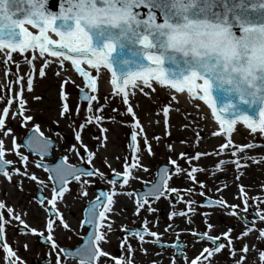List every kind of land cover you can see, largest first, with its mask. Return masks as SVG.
<instances>
[{"label":"rangeland","instance_id":"374dc122","mask_svg":"<svg viewBox=\"0 0 264 264\" xmlns=\"http://www.w3.org/2000/svg\"><path fill=\"white\" fill-rule=\"evenodd\" d=\"M25 56L31 58L32 53ZM12 57V61H9L7 65L8 75L6 76L4 58L0 56V80L2 81L0 83V96H4V99L0 100V110L7 106L6 93H8V83H11L13 86L11 94L14 97L21 85H25V90L23 91V96L27 98V104L25 105L27 111L25 112V115H32L33 121L26 123L22 122L21 117L17 113L14 117H10V120L6 124L7 128L12 129V133L7 137L0 134V138L5 140L8 148H11L13 137H15L16 142L19 144L21 140L25 139L29 133L33 131V126L38 124L40 125V130L43 132L44 137L55 142L57 147L53 149L52 158L50 159H41L39 156H34L24 147L17 149L29 157L30 163L27 165L28 169L30 173H34L36 175L37 179L32 181L27 177L23 178L21 188L17 186L21 179L18 174H13L12 181L7 180L4 176H0V186L3 191V196L0 194V200L4 201L7 206L14 208L16 212H23L25 209L28 214L24 215L22 219H24L31 227L45 228V219L48 218L46 217L45 210H47L49 206L47 205V200L52 197L50 191H52L51 188L53 187V183L51 182L49 175L40 167L38 168L36 164H53L58 159H64V161L71 166L87 164L89 169H94L97 173L95 177L87 178L90 181L87 185H81L77 181L71 182L66 186L70 190V194L66 192L62 199L58 198L59 202L66 199L69 203L72 202L77 206L75 209L71 207L70 210H68L69 213L61 212L62 217L69 224V229H64L62 226L55 227L54 225L55 231L53 238L59 245V248L53 249L51 244L43 246L39 243L38 239L40 237L47 238L46 232L43 236H41L38 233H31L27 229V231H23L25 228L15 220H13L11 224L5 225L6 243L16 252L23 264L46 263V259H49L46 264H57L58 258L59 264H80L78 260L67 258L61 249L73 251L80 245L81 239L84 235V229L82 227L83 218L81 214L84 206L86 204H92V202L96 200V197L98 196L96 194V190L102 189L105 192H111L114 186L109 184L108 178H105L104 176L108 175L111 179L113 177H117L113 172V169L116 172L123 174L125 172L126 164L137 166L129 168L132 176L128 178L129 183L127 185H123L121 188V180H119L120 183L115 185L118 192L123 191L125 194H122V196H120L121 194L115 195V203L113 205V208L116 211V208L118 207L116 200L121 197L124 209V219L115 218L113 212L108 214L112 221H114L112 231H110L115 235L112 236L113 241H116V243H113V249L122 248V257L128 256V253L125 250V242L121 241L122 233L124 230L134 229L137 231H143L145 228V219L149 221L147 228L150 231H156L159 234L163 233L162 236H173L172 241L176 239L175 236L183 235L187 241L181 242L188 244L189 248L192 250L193 248L197 249L204 247V245L198 242V239L195 238L194 235L196 233H204L203 230L207 229L205 232L208 234V231L210 230L208 225L215 227L216 233L221 230V224L218 220L221 209L209 208L207 206L208 199H222L226 202L223 207L231 208L232 205H236L238 206L236 207L238 210L245 207L244 201H247L248 206H251L252 209H256L257 206L259 207V204L255 203L258 201L257 199L264 201V170L261 171V167L264 166L263 155L248 157L246 161H239V166H245L243 169L238 168L236 163H228L221 166L219 162L222 160L215 161L209 165V163L203 162V159L186 160L180 157L179 154L182 152L187 153L190 156H194L197 152H206L207 150L203 148L204 146H201L204 144V140H206V138H204L203 133L201 132L202 130H190L188 128L176 129L171 119H167L166 123L162 111L163 106H165L163 97L158 100L153 94L146 96V98H151L156 101V107L153 110H150L151 114L149 117L148 113L144 111L141 112L142 109L138 108L137 104H135L137 108H135L132 104L129 105L131 93H133L136 99H142V96L138 94L140 89L144 88L145 91L152 90L151 88H148L147 85H144L142 81H137L138 87L129 86L132 89L128 90L129 97L127 105L123 103V94L118 95L116 91L112 94L104 93L102 89L97 86V93L95 94L98 99L93 103H98L100 105V110L96 114L103 116L105 120L102 124L93 121L95 126L89 124L83 130H80L77 126L83 123L86 116L90 114L87 111L86 102L81 100L79 90L80 87L75 82L69 80L66 84H64L63 89L67 96V100L62 101L58 95L61 80L53 74L57 69L63 73V71H66L70 67V63L67 61L64 62L62 68H60L59 65L52 63L45 68L47 74L46 78L53 75V77L57 80L55 81V85H47L44 87L45 92L41 94L39 93L42 92L40 87L42 86V83L47 84L45 81L46 78H36L35 71L33 70L34 87L31 91L27 90L26 79L29 66L25 63L19 53H16V55L12 53ZM42 59L43 58L39 61H33V65L36 69L42 66ZM17 62L20 64L19 69H17L16 66ZM17 71L20 76L25 78L24 80H21L20 83L16 82V77L13 75V73H16ZM93 75H96V73ZM98 77H100V75L96 76V78ZM51 94H54L53 97L56 104L55 107L52 106L53 98L50 96ZM34 96H40L42 98L37 101L33 98ZM167 98L169 99L168 96ZM64 102H68L71 110L74 112L78 110V115H73L69 118L60 117L58 112L61 104ZM129 106L133 107V113H127L126 109ZM17 107V102L14 99L13 104L10 107V111H13ZM136 109H139V111ZM137 119L140 124L134 127ZM56 121H59V123ZM70 121H73L74 123H70ZM179 123L180 122H177V126ZM101 127L108 130L104 133V135L107 136V141L106 147L103 148L100 147L97 141V137L102 134L99 131ZM141 129L143 131H141ZM77 130L81 131V141H77L75 139L74 132ZM174 131H178L180 135H176V132ZM133 132L137 133V141L135 142V150L133 151L134 157L130 160L131 152L129 147L131 140L129 141V136ZM187 133L192 137L187 138ZM210 133L213 136V133L220 134L221 132L210 131ZM144 137L147 138L148 143L151 145L153 151V154L151 155L144 147ZM156 137H159V140L155 139ZM224 138L226 141L229 140L228 136ZM224 138H222V140ZM250 141H252L250 145L262 144L264 146V138L262 137L257 136L256 139L253 138ZM221 143H224V141H221L220 145ZM169 144L172 145L171 150L168 148ZM82 145H87L88 149L95 153V155L91 158V164H93V166L87 162L88 153ZM232 146L233 144L230 145V147ZM109 149L111 152L113 151L111 154L112 158L104 156L105 150ZM15 151L16 150L7 153L6 158L16 162L14 166L23 170L24 166L19 163V158L15 155ZM78 151L82 155H77ZM177 151H180V153H176ZM98 155L100 156L99 161L97 159ZM109 155L110 154L107 156ZM202 157H209V154ZM105 160H107V164L105 163ZM170 160H175L177 163L172 165ZM230 160H234V158L230 156ZM139 164H142L144 167H139ZM161 164H166V166L170 167L168 176H170V178L172 177V179L170 182L168 181V185L170 188L177 189V192H167L163 198L151 199L150 204L154 211L148 212L141 209L139 214H137L136 204L138 201L137 195L139 193H136L144 190L142 185L149 186L150 184H154L156 182L158 166L160 167ZM108 165H110V167ZM144 168H147V171H145ZM176 168L185 169L186 171L178 174L175 171ZM192 168L197 169V172L193 173L194 179H188L187 171ZM250 168L259 172H257V174L254 173L246 176V170ZM99 173L104 174L103 178L99 175ZM215 173L226 175V179L223 183H228L229 186L232 185L230 186V192H227V196L229 197L226 195L225 197L221 196L223 188L219 186L220 178H216L214 181H211V178ZM233 173L236 174L235 177L232 176ZM217 175L219 176V174ZM140 179L146 180L147 183L142 184L139 181ZM230 180H234V182L229 183ZM247 180H249L248 182H251L252 185L246 186L245 183H247ZM201 182L204 185L203 188H201ZM136 187L139 190L137 192L132 191L133 189H136ZM37 188H41L45 192L46 202L45 206L43 205L44 207L40 205L37 206V203L35 204V192ZM228 188V186L224 187L225 190H228ZM241 188H243V192H240ZM82 190L87 191V196L80 195ZM127 192H131L132 195H127ZM189 192H191V195L188 194ZM201 192H203L204 195H201ZM177 199H179V201ZM190 200L194 201L191 205L187 203ZM64 205L65 204H61L63 208ZM260 207L264 210L262 205H260ZM189 208L194 209L195 211H187ZM173 212L186 214L173 216ZM4 215L5 219H8L6 211ZM175 220H179V222L177 223ZM56 223H59V221L57 220ZM175 224H178L180 227L185 229L176 230L174 232L170 231L169 228L173 227ZM232 225L236 228L233 233L235 236L240 235L246 230L244 227L239 225L238 220H234ZM257 227L258 225L255 224V228ZM108 233L107 238H109ZM167 240L171 239L168 238ZM127 243L131 244L134 249L132 253V260L134 261V264H151L153 261L165 259L164 255L159 257L157 256L158 254L153 251H147L146 253L142 252L140 249V241L137 237H127ZM25 244H27V248H25ZM144 244H146V242L143 243V245ZM143 248L145 249V247ZM252 248H254V246ZM106 252L110 254L109 250ZM115 259L110 254L108 257H103L100 264H115ZM7 261L8 258L5 251L3 247H0V264H8Z\"/></svg>","mask_w":264,"mask_h":264},{"label":"snow or ice","instance_id":"6c2138e0","mask_svg":"<svg viewBox=\"0 0 264 264\" xmlns=\"http://www.w3.org/2000/svg\"><path fill=\"white\" fill-rule=\"evenodd\" d=\"M24 2V0H0V56L4 58L5 75H8L7 65L9 61H12V53H19L24 59L25 63L29 66V70L27 72L26 79V88L31 91L34 87L33 81V70L35 71L36 78H46L45 68L50 64L55 63L63 67L64 61H71V65L74 68L75 72L79 74L83 78L84 83L87 85V92L84 88H80V92L83 94V99L86 102V108L89 115L86 116V119L83 123H81L78 129L83 130L87 125L92 124L95 126L93 121L103 123L105 118L101 115H97L96 113L100 110V105L98 103L94 104V101H97V78L99 75L101 68H106L111 71L112 74V85L114 86L116 93L123 94V103L128 104L129 91L126 90L127 86L131 85L133 87H138L137 81H142L144 85H147L148 88L152 87L151 81L158 82L159 85L167 86L176 93H185L187 92L190 96L197 98L204 102L212 112V115L215 117V120L219 123L220 131L225 135H229L233 132V128L236 125L237 121H243L248 128L251 129L253 133L257 132V129L261 133H264V111L259 112L258 118H252L248 115H238L235 118H226L225 112L228 109H218L217 103L214 99L212 93V84L211 81L198 73H192L190 75H185L184 77H171L164 72L157 70L156 68V60L152 56H148L146 59L149 62V65L146 67H142L141 70L132 71L126 77H119L113 71V66L108 60L105 58L104 53L97 54L92 51H88L86 45L83 42L82 31L80 30L79 23L77 22V31L70 32L66 36L64 32L59 31L54 26L53 19H40L35 15H29L28 13L19 11V5ZM33 2L39 4L41 0H33ZM77 0H62L61 7L67 6L71 7ZM103 2V0H101ZM124 2V0H121ZM143 3V0H141ZM7 6V7H6ZM8 12V16L6 17L5 13ZM53 16L55 14L51 13ZM154 15V14H153ZM26 25H30L33 29H37V32L30 31ZM49 33H54L58 39H53ZM7 50V51H5ZM32 53L31 58L24 56L25 53ZM42 59V66L38 69L33 65V61H39ZM50 58H57L55 61ZM81 65H87L91 69L96 71V75H93L92 72L87 70L85 67ZM17 69L20 68L19 62L16 63ZM58 79L61 80L60 89L58 91V95L62 101L67 100V96L64 92V84L68 81L63 79L61 75V71L57 69L53 73ZM16 77V82L20 83L21 80L25 78L19 75V72L13 73ZM8 93L7 95V106H5L2 110H0V134L2 136L7 137L12 133L11 128L6 127V119L10 117H14L17 113L22 119V122H30L33 121L32 115H25L27 109L25 105L27 104V98L23 96V91L25 90V85H21L20 89L16 92L15 97L12 93V84L8 83ZM144 89H141L143 91ZM35 100L39 101L42 97L34 96ZM4 96H0V100H3ZM16 100L18 107L13 111H10V107L13 104V100ZM171 99L175 100L176 97L173 96ZM167 102H165V106H163L162 111L165 118V122L167 123L168 115H169V107L166 106ZM198 107V105H197ZM115 111V110H114ZM127 113H133V107L129 106L126 109ZM58 115L62 118H69L73 115H78V110L73 111L70 108V104L68 102H64L61 104ZM111 119V118H108ZM59 123V121H56ZM70 123H74L70 121ZM140 124L139 120H136L134 125L138 126ZM99 131L102 133L99 137H97V141L100 147H106L107 136L104 135L108 130L106 128L101 127ZM141 131H143L141 129ZM39 134L38 136L36 134ZM75 139L77 141L82 140L81 131L77 130L74 132ZM216 135V133H213ZM155 139L159 140V137ZM131 141L133 142V147H135V142L137 141V133L133 132L131 134ZM144 147L148 150L149 154H153L151 145L148 143L147 138L144 137ZM52 141L46 137H44L43 132L40 130V125L36 124L33 126V135L29 136L27 141L25 142L26 146L34 151L37 154H44L48 151ZM232 145V141L228 140L227 144L219 145L220 149H224L228 146ZM85 151L88 153L87 162L92 163V157L95 155L91 150L88 149L87 145H82ZM242 147H254V145H245V146H237V148ZM20 148V145L16 142L15 137L12 139V147L8 148L6 146L5 140L0 138V175L4 176L7 180L12 181L13 174H18L21 178L18 185L22 188L23 178L27 177L28 179L35 181L37 179L34 173H30L28 169L29 157L24 155L22 152L17 149ZM169 150L172 149V145H168ZM15 151V155L19 158V163L23 165V170L19 167H15V163L11 159H7V153ZM208 152H197L194 156H190L187 153H180V157L191 160V159H199L202 156L208 155ZM219 155V153H216ZM232 156H236V152L233 151ZM77 155H82L79 151ZM66 160V158H65ZM107 164V160H105ZM172 165H175L177 162L175 160H170ZM221 166L226 163H236L237 167H239V159L235 161H220ZM36 166L45 167L41 163H37ZM110 167V165H108ZM137 165H125V172L123 174L116 172L113 169V172L117 177L122 178V185H127L129 183V177L132 176V173L129 171L130 167H136ZM143 168L142 164L138 165ZM147 171V168H144ZM98 171V170H97ZM170 169L165 168L163 175H161L157 182L154 183L148 192L144 194L143 197H140L136 204V212L139 214L140 210L143 209L148 212L154 211L151 207L150 200L151 199H159L161 196H165L167 192L176 193L177 189L170 188L168 185V173ZM175 171L179 174L185 172V169L176 168ZM53 175L50 176V179L53 181L52 187V197L47 200V205H49V213L51 214L45 224V228L38 230L35 227H31L26 223L24 219H22L21 214L17 213L16 210L12 207L6 205V203L0 200V241H3L5 234V225L11 224L13 220L18 221L20 225H22L25 229L29 230L33 234H39L43 236L45 232L47 233V240L51 242V247L53 249L59 248V245L53 238V234L55 231V227L62 226L64 229H69V224L62 217V214L57 210V201L58 198H63L65 193L70 194V190L66 187L70 181L74 180L79 182L81 185H87L90 183L88 179H81V177H92L95 173L92 171H87L78 166H68L67 164L57 165L54 169H52ZM197 172V169L192 168L187 171V178L194 179L193 173ZM99 175L103 178L104 174L99 173ZM120 183L118 180H109V184L113 185V189L111 192H102L97 197L94 203L90 205L87 209V219L84 223L91 224L96 228V231L89 237V243L81 248L78 252L75 253L76 256L79 257L80 264H98L100 257H108L110 254L103 250L101 247L102 243L107 242V233L112 231L113 223L111 217L108 215L115 211L113 205L115 203L114 196L119 194H125L123 191H117L115 185ZM204 185L201 182V188ZM240 192H243V188L240 189ZM127 195L131 196V192H127ZM191 195V192L188 193ZM204 195L203 192L200 193ZM81 196H87V191L82 190L80 192ZM194 201H188L187 203L191 205ZM43 203V202H42ZM209 204L223 206L226 202L224 200H211L208 201ZM245 209L247 211L248 202L244 201ZM147 206V207H146ZM232 208H236L238 206L232 205ZM5 211L8 214V219H5ZM187 211L194 212V209L189 208ZM178 214H186V213H176L173 212L172 215ZM235 214V213H234ZM256 219L259 221H264V210H261L258 206L255 212ZM171 218V217H170ZM59 223H56V221ZM149 221L145 219L144 224L145 228L143 231H134L131 233L134 237H137L140 241L141 251L146 253L147 249L143 248V243H145V236H150L153 238H157L154 242L160 244L159 236L162 234L157 233L156 231H150L147 228V224ZM123 227V226H122ZM209 228L212 225H208ZM232 229H228L222 233L224 237V241L217 243L220 240L219 236H210L207 232L204 233H196L200 240H204L207 238L214 247L211 249L205 247L202 250V253L197 258L188 261L187 264H211L210 258L215 254L220 253L222 249L226 246L230 250V255L235 258L236 249L234 248V240L236 238L231 237ZM256 231L259 233V239L264 240V229H256L255 221L252 222V226L247 228L245 232L241 233L240 236H247L249 233ZM126 252L128 253L127 257H120L119 259H115V264H134L132 260V253L134 249L131 244L125 241ZM0 247H3L6 256L8 258V264H23L20 261V258L17 256L16 252L7 244L0 243ZM175 247H179V245H175ZM25 248H27V244H25ZM61 251H65L61 249ZM239 251L243 254H247L250 251L249 245L244 243L242 248ZM258 252V260L259 264H264V250L256 249ZM206 254V255H205ZM202 257V259H201ZM246 259V255H241L239 259H234V264H244V260ZM57 264H59V258L57 259ZM152 264H158V262L153 261Z\"/></svg>","mask_w":264,"mask_h":264},{"label":"clouds","instance_id":"9594fccd","mask_svg":"<svg viewBox=\"0 0 264 264\" xmlns=\"http://www.w3.org/2000/svg\"><path fill=\"white\" fill-rule=\"evenodd\" d=\"M139 3L141 0H77L71 7H61L59 16H53L47 10L48 0L39 4L24 0L19 11L40 19L74 21L71 30L62 31L66 36L77 31L78 22L87 50L104 53L111 64L112 54L122 46L121 41L135 40L139 35L137 42L142 46V54L156 60L157 70L170 76L166 62L187 67V75L201 74L211 81L212 87L215 82L229 95L237 96L240 103L264 111V23H254L237 14L235 21L240 25L237 34L229 16L216 13L214 0H165L168 15L163 23H157L156 16L150 14L143 22L149 34H138L133 29L141 21L133 5ZM243 7L241 4L234 11ZM248 7L250 11L264 10V4ZM5 15L8 16L7 11ZM106 29L118 30L119 37L113 36L97 47L93 32L103 33ZM123 63L127 65L129 61ZM184 76L181 72L180 77ZM232 107L235 105L229 103L225 108Z\"/></svg>","mask_w":264,"mask_h":264},{"label":"flooded vegetation","instance_id":"af4514ba","mask_svg":"<svg viewBox=\"0 0 264 264\" xmlns=\"http://www.w3.org/2000/svg\"><path fill=\"white\" fill-rule=\"evenodd\" d=\"M262 134L264 135V133H261V135ZM227 136L229 137V140L230 139L232 140L233 146L232 147L228 146V147H226L224 149H220L219 145H220L221 141H224V143H221V145L227 144V141L224 138L226 136L224 134H222V133L216 134V135H213V136L211 135V139L220 140V141H219L218 144H216V146H218L217 148H215L214 150H212L213 148H210L209 156H211V157H220V158H222V161H230V156H232L231 153L233 151H235L236 152V156L235 157L232 156L234 158V160H231V161H235L237 159H239V161H246L247 158L250 157V155H258L259 156L258 153H260V152L264 153V146L262 144L261 145H258V144L254 145V147L237 148V146H245V145H241L240 143H238L233 135L229 134ZM260 137H262V136H260ZM222 138H224V139L222 140ZM262 138H264V137H262ZM129 150L131 152V154H130V160H131L134 157L133 151L135 150V147H133V148L129 147ZM216 153H219V155H217ZM250 153H254V154H250ZM260 155L264 156V154H260ZM53 164H55V163H53ZM53 164H46V165L50 167ZM226 164H228V163H226ZM43 165H45V164H43ZM163 165L166 166V164H161L160 167L163 166ZM80 166L83 169H86L87 171L94 172L95 174L92 177L96 176V174H97L96 170L89 169L87 167V164H82ZM40 168L44 172H46L49 175V177L52 176L50 171L47 170L45 167H40ZM238 168L243 169V168H245V166H239ZM158 169H159V166H158ZM0 176H2V175H0ZM104 177L108 178V180H114L113 178L111 179V177L108 176V175L104 176ZM87 178H91V177H81L82 180L83 179H87ZM171 179H172V177L170 178V176H169V182H170ZM117 180L118 181L119 180L122 181V178L119 177ZM220 181L223 182V181H225V179H223L221 177ZM51 182L53 183L52 180H51ZM144 187H147V186L142 185L143 189H144ZM51 190H52V188H51ZM102 192H105V191L102 190V189L96 190V194L97 195H99ZM142 192H144V190L140 191V193H142ZM50 193L53 195L52 191H50ZM138 193L139 192H137L136 194H138ZM0 194H1V196H3V191H2V187L1 186H0ZM227 194L228 193H226L225 195L227 196ZM35 195H36L35 204L37 203L36 204L37 206L38 205H40V206L44 205L45 206L46 197H45L44 190H42L41 188H37L36 192H35ZM225 195L223 197H225ZM137 196H138V199L140 197H143V196H141L139 194ZM161 197L163 198L164 196H161ZM227 197H229V196H227ZM171 198H173V197H171ZM213 199H211V200H213ZM64 200H66V199H64ZM64 200H62L60 202L57 201L58 202L57 203V207H58L57 210L59 211L60 214H61V212L62 213H65V212L69 213L68 210H66L65 208H63L61 206V204L62 205L66 204L65 202H67V200L66 201H64ZM177 200L179 201V199H177ZM215 200H217V199H215ZM257 200L259 202L256 201L255 203L256 204L258 203L259 204V208L261 210H263L260 207V205H262L264 207V201H262L260 199H257ZM208 201H209V199H208ZM94 202H92V203H94ZM90 205H91V203L90 204H86L84 206L83 210H82V213H81L82 214V218H83L82 227L84 229V235H83V237L81 239V244L87 242L88 236H89V233H90V230H91V227L89 226V224L84 223V221L87 219V209L89 208ZM207 206L209 208H211V209H217V208L221 209V211L219 213L220 217L218 218V220L220 221V224H221V230L218 233H216L215 232V227H211L210 230L208 231V235H210V236H219L220 240L217 241V243H220V242L224 241V237L222 236V233H224L225 231H228V229H232L230 235H231V237L236 238L234 240V248L237 250L236 251V256H235V258H233L230 255V250L226 246L224 249L221 250L220 253H217L213 257L210 258L211 264H234V259H239V257L241 255H246V259L244 260V264H259L258 252L256 251V249L264 250V240H260L259 239V233L256 232V231H253V232L249 233L247 236H244V237H241L240 235H236L235 236L233 233L235 232L236 228L233 227V225H232L234 220H236V221L238 220L239 225L244 227L245 229H247V228L251 227L252 226V222L255 221V224L258 225V227L256 229H264V221H259L258 219H256V216H255L256 209H252L251 206H248L247 211H244L245 207L242 208L241 210H238V208H232V207L231 208H226V207H223V206L221 207V206L212 205V204H209V203H207ZM49 207L50 206H48L47 210H45L46 217H49L51 215L49 213V211H48ZM62 209H64V210H62ZM17 213H21V212H17ZM70 213H71V211H70ZM46 220L47 219H45V222H46ZM37 229L41 230V229H44V228H39L38 227ZM206 230L207 229H204L203 232H205ZM23 231H27V230L24 229ZM134 231H137V230H135V229L134 230H124V232L122 233L121 241H123V242L127 241V237L133 236V235H131V233L134 232ZM108 234H109V238H107V242L102 243L101 247L103 248L104 251H108L109 250L110 254L114 258L122 257V251H123L122 248L113 249V246H114L113 243H116V241H113V237H112V236H115L114 233L112 234V232H109ZM160 234H163V233H160ZM194 236H195V238L198 239V242H200L201 244L204 245L203 248L207 247V248L211 249L212 247H214V245L210 241H208L207 238H205L204 240H200L198 238V236H196V235H194ZM168 238L171 239V240H167ZM175 238L176 239L174 241H172L173 236L169 237V236L160 235L159 236L160 244H157V243L154 242L157 238H152V237L146 235L145 236L146 244H144L143 247H145V249H147L148 252H152V251L156 252L158 254L157 256H159V257L164 255L165 259L156 261V262H158V264H187L188 261H191L192 259L197 258L202 253L203 248H197V249L193 248L191 250L189 248L188 244H184L183 242H181V241H184V242L187 241V239L184 238L183 235H177V236H175ZM38 241L43 246L47 245V244H51V242L48 241L46 237H40L38 239ZM0 243H6L5 234H4L3 241H0ZM244 243H247L249 245V248H250V251L247 254H243V253H241L239 251V249L242 248ZM175 245H179V247H175ZM253 246H254V248H252ZM102 259H103V257L99 258L98 264H100V262H102ZM201 259H202V257H201ZM46 260H47V262L49 261V259H46ZM7 263H8V261H7ZM151 264H152V262H151ZM205 264H206V262H205Z\"/></svg>","mask_w":264,"mask_h":264},{"label":"water","instance_id":"95a60500","mask_svg":"<svg viewBox=\"0 0 264 264\" xmlns=\"http://www.w3.org/2000/svg\"><path fill=\"white\" fill-rule=\"evenodd\" d=\"M214 3H215L216 13L220 16L228 15L233 22V27L234 30L237 32V34H239L240 32V25L235 21V16L237 14L244 17H248L251 22L264 23V10L250 11L248 7L251 4H257V5L264 4V0H214ZM241 4H243L244 7L241 8L238 12L234 11ZM61 5H62V0H48L47 10L55 14L56 16H59V9L61 8ZM133 11L137 15L138 19H140L141 21V24L138 26H134L133 29L138 34H149L147 25L144 24L143 22L147 20L150 14H154L156 16L157 23H163L165 16L168 15L167 5L165 3V0H144V2L139 3L138 6L137 4H134ZM54 26L59 31L66 32L74 27V21H64L63 19H57L54 22ZM93 36H94V44L97 47H102L103 43L111 39L113 36L119 37V31L106 29L104 30L103 33L93 32ZM53 39L55 38L53 37ZM138 39H139V35L136 37L135 40H131V39L122 40L121 41L122 46H118L117 50L112 54L111 62L113 66V71L117 74V76L126 77L129 74V72L141 70L142 67H146L149 65V62L142 54L143 49L142 46L138 44L137 42ZM153 51H159V49H155ZM124 60H128L129 63L125 65L123 63ZM165 67L168 68L171 77H180L181 72L187 75L189 71L187 67L181 68L179 64H172L170 62H166ZM108 71L111 73L110 70ZM212 93L217 103L218 109L219 108L224 109L226 105L229 103L235 105V107L230 108L227 112L224 113L226 118L229 119L235 118L240 114H247L252 118H258L259 115L258 106H251L248 104L240 103L237 96L229 95L226 89L215 84V82L212 88ZM81 99L83 102H85L82 93H81ZM241 122L243 121H237V123H241ZM31 135H33V131L25 139H23L19 143V145L21 147L26 148L32 154L39 155L42 158H51L52 157L51 151L53 148L57 147L56 143L52 141L46 153L42 155L37 154V152L30 150L25 144V142ZM36 135L38 136L39 134L37 133ZM60 164H66V163L63 159H60L54 166L47 167L51 175H53L52 169H54L57 165ZM165 168H166L165 166L160 167L158 178L161 175H163ZM150 187L146 189L147 192L150 189ZM89 226L91 227V230L87 242L83 243L75 251H65L67 257L79 259V257L76 256L75 253L89 243V237L96 231V228L93 225L89 224ZM41 264H45V263L42 262Z\"/></svg>","mask_w":264,"mask_h":264},{"label":"bare ground","instance_id":"6f19581e","mask_svg":"<svg viewBox=\"0 0 264 264\" xmlns=\"http://www.w3.org/2000/svg\"><path fill=\"white\" fill-rule=\"evenodd\" d=\"M5 51H7V50H5ZM29 53H31V51L28 53H25L24 56L29 54ZM50 59L53 61L56 60V58H50ZM64 62H66V61H64ZM81 66L85 67L87 70H89L93 74L96 73V71L94 69H91L87 65H81ZM61 75L63 76L64 80H67V81L71 80V81L75 82L80 88L81 87L84 88L86 92L88 91L87 85L84 83L83 78L81 76H79L78 73L75 72L72 65H70V67L66 71H63V73H61ZM99 75H100V77L97 78V86L100 87L104 93H108V94L114 93L115 88L111 83V81H112L111 73L108 70L101 68ZM56 80L57 79H55L53 77V75L51 77L48 76L45 80L47 82V84L42 83V86L40 87L42 92H39V93L42 94L43 92H45L44 87H46L47 85L48 86L55 85ZM1 82L2 81L0 80V83ZM151 84H152V87H151L152 90L151 91H147V90L141 91V89L138 88V89H140L138 94L140 96H142V99H140V98L136 99L134 97L133 93H131V95H130L131 100L129 102L130 103L129 105L132 104L135 106V104H137L138 108L142 109L141 112L144 111V112L148 113V117H149V115L151 114L150 110H153L156 107V101L151 99V98H146V96L153 94V95H155V97H157L158 100H159V98L163 97L165 99V100L163 99V102H167L166 106L169 107L168 119H171V121H172V123H174L173 125L175 126L176 129L188 128L190 130L191 129L202 130L201 132L203 133V136H204V138H206V140H204V144L201 146H204L203 148H205L207 150L206 152H209L210 148H213L212 150H214L215 148L218 147V146H216V144H218L220 140L211 139L210 131L221 132L220 127H219L218 122L215 120V117L212 115L211 109L207 105H205L203 101L190 96L187 92L176 93L175 90H173L167 86H164V85L160 86L158 83H155L153 81H151ZM131 89L132 88L129 87L126 90H131ZM142 89H144V88H142ZM50 96H52V98H53L52 106L55 107L56 104H55V100L53 97L54 94H51ZM167 96L169 97V99L167 98ZM173 96L176 97L175 100L171 99V97H173ZM197 105H198V107H197ZM135 108H137V107L135 106ZM136 110L139 111V109H136ZM9 120H10V118L6 119V124ZM177 122H180L178 126H177ZM174 132H176V135H180L178 133V131H174ZM234 134H238V135H234ZM244 134H246L248 136H246ZM230 135H233L235 137L236 141L238 143H240L241 145H250L252 142L250 140H252L253 138L256 139L257 136L258 137H260V136L264 137L263 134L261 135V132L259 130H257V132H255V133H253L251 130L245 128L244 125H239V124L234 126L233 132ZM176 137H178V136H176ZM186 137L191 138L192 136L187 133ZM112 153H113V151L111 152L110 149L105 150L104 156L107 158H112V156H111ZM176 153H180V151H177ZM108 154H110V155L107 156ZM250 154H254V153H250ZM258 154L260 155L263 153L260 152ZM255 156H258V155H250V157H255ZM97 159L99 161V159H100L99 155L97 156ZM199 159L200 160L203 159L202 161L205 163H209V165L215 161L222 160V158H220V157H213L212 158L210 156L209 157H202ZM91 166H93V164H91ZM262 170H264V166L261 167V171ZM246 172H247L246 176H249V175H252L254 173L257 174V172H259V171H256L255 169L250 168V169L246 170ZM220 173H222V172H220ZM220 173H215L214 176L211 178V181H214L216 178L221 179V177L226 179L225 178L226 175H220ZM217 174H219V176ZM232 176L235 177L236 174L233 173ZM139 181L142 184L147 183L146 180H144V179H140ZM248 181L249 180L246 181L247 183H245V185L246 186L252 185V183L248 182ZM232 182H234V180H230L229 183H232ZM219 186L221 188H223V190L221 191V196H224L228 191L230 192V190H231L230 186H232V185L229 186L228 183H223L220 181ZM225 186H228L230 189L228 188V190H225L224 189ZM138 190L139 189L136 187V189H133L132 191L137 192ZM120 196H122V194ZM116 203H117L118 207L116 208V211L113 212L114 217L115 218L117 217L118 219H124V217H123L124 209H123L121 197L117 198ZM71 207L74 209L77 208L76 204H74L72 202L69 203L68 201L64 205V208L66 210H70ZM20 214L23 217L24 215H26L28 213H26V211L24 209V211L21 212ZM175 222L178 223L179 220H175ZM184 229L185 228L180 227L178 224H175L173 227L169 228L170 231L184 230Z\"/></svg>","mask_w":264,"mask_h":264}]
</instances>
